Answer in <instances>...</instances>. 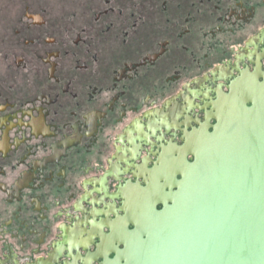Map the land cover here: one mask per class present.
Returning a JSON list of instances; mask_svg holds the SVG:
<instances>
[{
	"label": "flooded vegetation",
	"instance_id": "flooded-vegetation-1",
	"mask_svg": "<svg viewBox=\"0 0 264 264\" xmlns=\"http://www.w3.org/2000/svg\"><path fill=\"white\" fill-rule=\"evenodd\" d=\"M163 9L164 28L149 19L152 35L143 41L135 19L136 39L121 43L109 62L88 41V57L77 69L91 72L92 81L75 82L50 61L69 50L43 48L47 87L16 112L9 104L0 109V160H15L20 151L10 167L19 177L0 178V264H100L104 256L113 258V245L122 248V239L107 245L106 235L123 215L124 187L145 185L147 178H181L147 170L164 148L182 146L197 120L215 123L210 102L242 73L264 82V0H164ZM99 79L108 84L96 85ZM64 94L71 103L62 101ZM13 129L17 136L10 142ZM185 226L189 235L203 236V223Z\"/></svg>",
	"mask_w": 264,
	"mask_h": 264
},
{
	"label": "water",
	"instance_id": "water-1",
	"mask_svg": "<svg viewBox=\"0 0 264 264\" xmlns=\"http://www.w3.org/2000/svg\"><path fill=\"white\" fill-rule=\"evenodd\" d=\"M253 79L242 73L220 91L210 102L215 123L197 120L183 145L164 148L147 170L181 178L124 187L123 215L106 235L122 248L100 264H264V82ZM196 222L203 236L189 235L185 224Z\"/></svg>",
	"mask_w": 264,
	"mask_h": 264
},
{
	"label": "rangeland",
	"instance_id": "rangeland-1",
	"mask_svg": "<svg viewBox=\"0 0 264 264\" xmlns=\"http://www.w3.org/2000/svg\"><path fill=\"white\" fill-rule=\"evenodd\" d=\"M159 4L162 8H159ZM163 8L164 0H0V109L9 104L15 107L16 112L30 102L24 99L33 95L39 87H47V65L40 59L46 56L43 48L63 47L69 50V53L64 52L58 59L50 58V61L58 63L60 73L74 77L75 82L82 78L92 81L93 78L89 76L91 72L87 74L77 69L83 66L80 59L88 57L85 51L88 41H91L93 48L100 50L99 56L109 62L116 58L121 43L136 39L138 34L143 41H147L148 36L152 35H148V30H152L148 28L149 19L158 30L164 28L166 12ZM31 15L39 16L40 20L35 21ZM137 15L141 17L137 18ZM135 19L139 25V28L135 27L138 29L136 35L132 27ZM156 35L159 36V33ZM156 35L155 39H158ZM197 40V36L191 39L194 48L197 47ZM204 43L205 49L209 42L205 40ZM194 48L190 50L196 53L198 48ZM106 72L108 79L110 71ZM157 79L160 80V77L157 76ZM104 82L99 79L96 85L108 84ZM156 89L160 91L158 85ZM84 90H88L87 86L79 89L82 94L79 101L82 103L86 100ZM159 95L156 96L158 104L163 99ZM104 97L106 94L103 93L101 99ZM61 99L65 104L72 102L66 94ZM8 135L10 142L13 136H17L14 129ZM19 152L15 160H0V169L5 171L0 178L19 177V172L10 169L19 158Z\"/></svg>",
	"mask_w": 264,
	"mask_h": 264
}]
</instances>
